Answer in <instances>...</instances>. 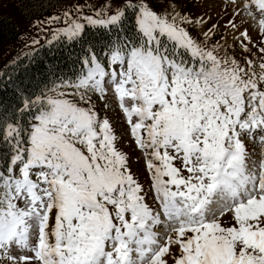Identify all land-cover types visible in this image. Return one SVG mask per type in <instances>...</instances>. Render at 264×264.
Returning <instances> with one entry per match:
<instances>
[{
  "label": "snow or ice",
  "instance_id": "1",
  "mask_svg": "<svg viewBox=\"0 0 264 264\" xmlns=\"http://www.w3.org/2000/svg\"><path fill=\"white\" fill-rule=\"evenodd\" d=\"M56 3L0 39V264H264V0Z\"/></svg>",
  "mask_w": 264,
  "mask_h": 264
},
{
  "label": "rangeland",
  "instance_id": "2",
  "mask_svg": "<svg viewBox=\"0 0 264 264\" xmlns=\"http://www.w3.org/2000/svg\"><path fill=\"white\" fill-rule=\"evenodd\" d=\"M81 2H83V0H81ZM54 5L55 7L54 9H52V11L59 10L60 5L57 3ZM17 7H18V0H0V15L9 16L18 26L17 37L12 41H3V48L6 49L8 52L13 51V46L17 45L20 37L24 35L26 32H33V33L36 32V30L31 27V25L35 23L36 19H40L48 15V8H47L41 14L33 17L32 19L27 20V19H24L23 16L20 15ZM189 7L191 8L193 13L203 11V9H200L192 5H189ZM218 12H219V8L214 9L213 15H215ZM223 22L224 21H221V23ZM15 50L19 51V48L17 47ZM0 54H2V52H0ZM109 115H111L113 119L117 121V126L119 130L120 122L118 119V115L114 113H109Z\"/></svg>",
  "mask_w": 264,
  "mask_h": 264
},
{
  "label": "trees",
  "instance_id": "3",
  "mask_svg": "<svg viewBox=\"0 0 264 264\" xmlns=\"http://www.w3.org/2000/svg\"><path fill=\"white\" fill-rule=\"evenodd\" d=\"M48 2L49 0H44L43 10L39 8H31L30 14L26 15L21 9L28 10L30 6L27 4H21L20 0H18V12L24 19L29 20L45 11V9L48 8ZM52 3L56 4V0H52ZM17 34L18 26L16 23L9 16L0 15V39H2V41H12L17 37Z\"/></svg>",
  "mask_w": 264,
  "mask_h": 264
}]
</instances>
